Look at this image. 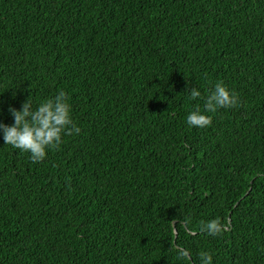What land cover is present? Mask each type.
<instances>
[{
  "label": "trees",
  "instance_id": "1",
  "mask_svg": "<svg viewBox=\"0 0 264 264\" xmlns=\"http://www.w3.org/2000/svg\"><path fill=\"white\" fill-rule=\"evenodd\" d=\"M221 81L240 104L187 126ZM61 89L45 160L0 135V264H264V0H0V120Z\"/></svg>",
  "mask_w": 264,
  "mask_h": 264
},
{
  "label": "clouds",
  "instance_id": "2",
  "mask_svg": "<svg viewBox=\"0 0 264 264\" xmlns=\"http://www.w3.org/2000/svg\"><path fill=\"white\" fill-rule=\"evenodd\" d=\"M187 95L190 101L196 102L186 116V124L189 127L205 128L212 123L209 113L240 104L238 93L222 81L215 83L207 96H203L198 87L191 88ZM201 100L203 106L199 103ZM8 111L14 122L7 124L0 120V135L4 144L28 153L29 159L34 163L45 160L50 149L58 148L63 143L64 135L81 132L72 117L68 93L63 89L42 99L35 106L28 97L19 109L9 105ZM199 229L207 235L216 236L222 232L223 225L219 218H213L201 221ZM177 255L182 259H191L188 248L177 249ZM199 257L200 264H213V255L209 251H201Z\"/></svg>",
  "mask_w": 264,
  "mask_h": 264
}]
</instances>
